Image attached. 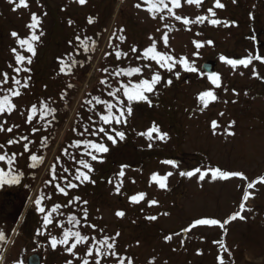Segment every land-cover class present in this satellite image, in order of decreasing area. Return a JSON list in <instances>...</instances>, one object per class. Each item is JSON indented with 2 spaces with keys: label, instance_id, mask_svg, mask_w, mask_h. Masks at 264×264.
<instances>
[{
  "label": "rangeland",
  "instance_id": "374dc122",
  "mask_svg": "<svg viewBox=\"0 0 264 264\" xmlns=\"http://www.w3.org/2000/svg\"><path fill=\"white\" fill-rule=\"evenodd\" d=\"M48 1L52 9L56 6L62 8L60 18L66 20V24L59 27L57 23L56 28L49 24L48 21L56 14L52 13V17L48 14L45 18L35 0H28L29 8L21 7L18 11L12 10L13 5L8 0H0V73L8 72L10 77L16 75L9 68V64L17 66L11 51L13 48L23 55H31L16 46V38L11 33L17 32L26 38L29 35L26 25L32 13L42 17L40 30L44 33L35 44L36 54L32 57V63L26 65L31 71L20 73L17 77L22 82L27 81L29 87L21 89L22 94L14 101L16 110L11 115L5 113L0 116V120L6 119L8 122L5 127L13 124L20 126L12 133L0 132V143L10 138L19 140L22 135L29 139L0 149V153H20L23 151L22 145L27 143L33 154L37 141L50 132H41L35 126V121L26 123L27 116L31 115V106L37 105V99L56 97L63 86L62 89L80 87L76 89L70 112L67 109V117L60 118L57 142L47 156V162L32 168L29 167L31 162L28 153L17 156L13 168L23 173L18 187L23 195L11 197L8 193L4 194L11 189V184L0 186V230L6 234V240L0 241V257H3L0 264H28V258L33 254L40 256L41 264H66L68 260H73V264H82L86 249L94 241L90 240L89 245H78L76 252L81 259L72 257L63 246L53 249L50 241L53 236H62L63 230L56 221L65 227H72L61 217L68 212H76L80 218L85 209L88 218L87 221H81L82 234L95 236L97 240L105 236L114 237L116 251L131 259L133 264H150L152 261L154 264H220V257H223L224 264H264V185L246 188L248 182L264 176V79L252 74L254 66L264 77V63L254 61L248 68H233L220 59L221 56L242 59L254 52L264 54V45L259 47L257 43L264 42V0H220L225 7L214 9L215 17L207 12L215 0H204L199 7L185 4L176 10L178 15L190 19L204 15L209 17L203 23L187 26L169 16L166 10L153 19L146 10L148 5L139 9L135 7L141 0H94L90 5L81 7L77 0ZM67 4L70 5L65 9ZM161 15L165 19L161 20ZM213 18L226 23L212 25L210 20ZM69 21L78 24L73 26ZM165 24L171 27L165 28ZM81 32L86 35L96 33L100 44L91 67L81 71V83L80 78L72 83L71 76L65 73V77L64 71H57L56 65H67L63 58L65 54H68V58L73 57L75 53H70L71 49L77 46L72 43ZM164 32L169 34L167 49L161 41ZM120 36L126 39L121 41L118 39ZM50 37L54 40L49 43ZM150 37L157 40L159 51L172 52L177 58L188 57L198 71L188 72L178 65L174 70L180 73L177 78L174 73L160 69L155 61L136 59L151 45ZM193 41H201L204 46L197 49ZM207 41L213 43L208 44ZM132 47L137 48L138 52H131ZM116 51L127 52L128 55L117 59ZM197 51L199 56L194 55ZM207 61L217 63L215 73L221 74L220 87L212 85L202 72V64ZM149 63L153 69L160 71L164 81L172 79L173 83L166 85L161 82L153 93H146L152 102L151 106L144 101L133 102L127 124L113 125L125 132V139H117L115 144L110 141L108 156H101L99 161L92 164L94 171L90 175L95 183L84 182L72 188L73 204L62 208V215L53 213V223L45 225V214L36 210L34 202L41 195L50 196L51 199L43 201L42 206L46 210L59 203L58 195L52 194L46 183L52 178L49 173L54 156L59 153L58 149L66 136H73L69 130L77 111L80 109L84 121L83 130L91 122L97 121V127L102 126L97 113H102L104 106L90 105L86 101L98 94L104 100L115 102L107 95L110 90L108 85L115 89L119 86L118 81L127 83L131 79L135 82L150 78L152 72L144 70L142 76L131 78L116 77L113 73L120 68L143 67ZM102 80H106L107 84H102ZM205 90L213 91L218 97L206 109L198 100V94ZM88 93L91 95L85 100ZM212 121L218 122L215 132L211 127ZM153 123L162 132L168 133L167 140L150 141L140 135L150 129ZM34 127L40 131L33 134ZM150 143L152 147L149 148ZM165 160H174L178 166L162 163ZM122 165L129 167L124 168L125 176L120 178L117 173L121 171ZM0 167L7 170L6 165L0 164ZM59 168L56 167L57 174L63 177ZM195 168L242 172L248 180L239 177L212 179L209 173L201 181L198 179L199 173L191 178L180 175L182 171ZM168 172L173 175L168 177L164 189L151 180L154 173L164 176ZM61 179H57L60 184ZM118 183L121 184L119 194L115 189ZM246 191L251 192L252 196L245 204L246 210L241 213L244 219L231 220L224 227L202 225L185 231L197 219L214 218L223 222L232 214L240 212ZM141 192L147 194L146 198L139 203H132L130 197ZM75 197L80 200H74ZM151 200L158 203L149 206ZM83 201L88 203L85 205ZM118 211H123L125 215L118 217ZM149 216H156L157 219L150 220L147 218ZM85 224H94L97 230L93 231ZM101 229L103 232L99 231ZM116 233H119L118 237ZM167 236L172 239L166 240ZM102 264H117V261L109 256Z\"/></svg>",
  "mask_w": 264,
  "mask_h": 264
},
{
  "label": "snow or ice",
  "instance_id": "6c2138e0",
  "mask_svg": "<svg viewBox=\"0 0 264 264\" xmlns=\"http://www.w3.org/2000/svg\"><path fill=\"white\" fill-rule=\"evenodd\" d=\"M77 2L80 5H84L87 3V0H77ZM204 0H141L140 3H137L135 5L136 8H142L143 5H148L146 10L150 13L151 17L153 19L157 18V15L159 13L167 11L168 15L174 18L176 21L181 22L183 25L187 26L189 24H195V23H203L205 20H208L209 17L207 15L204 16H197L195 19H190L187 16L178 15L176 10L181 9L185 4L186 5H196L200 6L202 5ZM235 2V0H234ZM8 3L13 5V11H18L21 7L28 9L29 8V2L28 0H8ZM171 5V6H169ZM225 5L220 2V0H215L213 7H210L207 9V12L211 15V17L216 16V12L214 9L219 8L223 9ZM43 15H47V13H44ZM161 20L165 19L163 15L159 17ZM92 20L89 18V23H91ZM71 24L72 22L69 21ZM210 23L212 25H219L222 22L219 19H211ZM42 24V17L38 16L36 13H32L30 16V22L26 25V27L29 29V35L26 38H21L20 34L17 32H12L11 35L16 38L20 48L25 49L27 53H30L31 55L26 56L21 54L16 48H13L11 51L14 54V61L15 65L9 64V68H12L13 73L16 75L9 76L8 72H2L0 73V93H3L0 95V116H4L5 113L8 115H11L13 111L16 110V105L13 103V98L18 97L22 94L21 89H27L29 87V84L27 81L22 82L21 79L17 78L20 73H28L31 71L30 68H28L26 65H30L32 63V57L35 56L36 50H35V44L40 40V37L44 35L43 31L40 30V25ZM165 28H170L171 25L165 24ZM177 30V29H173ZM190 30V29H189ZM39 31V34L37 32ZM123 31V30H121ZM159 31V29H157ZM197 35H200V33H197ZM77 40L80 39L79 36L76 37ZM119 40L124 41L126 38L123 36L118 37ZM152 40V43L149 47H147L141 54L137 55L136 59L138 60H151L155 61L156 64L159 66L160 69H165L169 73H174V75L179 78L180 73L175 72L174 70L177 68L178 65L182 66L185 71L188 72H197V68L194 66V62H191L190 59L186 56H182L177 58L174 53L169 51H159L158 50V42L155 38L150 37ZM254 39V38H253ZM161 41L163 44V47L167 49L169 47V34L167 32H164ZM195 47L197 49H200L204 46V43L201 41H193ZM208 44H212V41H207ZM82 44H84V51H88L87 47V41H82ZM131 52L137 53L138 49L135 47L131 48ZM107 55H111V53H108ZM127 52L122 51H116L115 56L117 59H120L122 56L127 57ZM195 56H199V51L194 53ZM220 59L230 65L233 68H236L237 66H243L244 68H248L250 65H253L254 61L264 63V54H261V52H254L249 53L242 59H233V58H227L225 56H221ZM75 63V61H73ZM67 67V65H65ZM65 68H61V71H64ZM144 70H150L152 72L150 78H143L138 79L137 81H133L131 79L128 80L127 83H124L122 81H118L119 86L115 89L111 88V85H108L109 91L107 95L109 97H112L115 102H111L109 100H102L100 97H93V99L96 101L97 104L104 106V111L102 113H97L99 116V120L103 122V125L109 126H99L96 127L93 130H90L88 127H84L83 132L80 133L81 136H83L85 133H87L89 136H97L100 137L101 135L106 138L108 141H111L113 144L117 143V139L124 140L125 139V132L117 130L116 127L113 125H121V124H127V118L131 116L132 114V104L133 102H140L144 101L147 102L150 106L152 104L151 100L149 99V96L146 95V93H153L156 89V86L160 84L161 82H164L166 85H171L173 83L172 79H167L164 81V77L161 75L160 71L153 69L152 64H145L143 67H128V68H120L118 71L114 72L113 75L116 77L119 76H127L129 78L133 76H142ZM105 71H107L105 69ZM243 73H241L242 75ZM252 74L256 76L257 78L264 79L257 70L256 67L253 66L252 68ZM30 79V77H28ZM208 79L211 81V84L220 87L221 86V74L219 73H210L208 74ZM102 84H107L106 80L101 81ZM14 85L9 86L5 88V85ZM71 87V85H69ZM218 99V97L215 95V93L211 90H205L198 94V100L203 105V108H207L209 106L210 102H214ZM88 104H92V100L87 101ZM115 110V111H114ZM40 116L41 118H45L48 115H54L56 112L55 108L50 107L47 103H43L42 107L40 108ZM31 115H28L26 118V123L32 124L33 117L38 112L37 105H32L30 108ZM220 115H223L221 113ZM91 120V117L89 118ZM7 120H0V132H7L12 133L14 129H18L20 126L13 124L9 127H5L7 124ZM234 123V122H233ZM211 127L213 131L218 127L217 121H212ZM40 131L39 128L34 127L32 129L33 134ZM153 133H156V136H153ZM234 134V133H229ZM140 135L145 136L148 140L153 139H159L161 141L168 139V133L162 132L160 128L153 123L152 127L148 129L146 132L140 133ZM29 139L28 136L22 135L19 140H16L14 138L8 139L5 143H0V149L10 148L13 144H19L21 141H27ZM46 137L44 138L46 142ZM33 143H35L33 141ZM83 144L88 151H86V155L90 157L91 161H97L100 159L98 154L107 153L109 151V148L106 144L102 142H96L93 140H86V141H77L76 147H80V145ZM23 151L20 153L12 152L9 154L7 151H4L3 153H0V164L6 165L7 170H5L4 167H0V186H3L4 184H17L20 182L21 177L23 176V173L20 172L18 169H14L13 165L17 162V156H23L25 153L29 154V160L30 164L29 167L35 168L37 164H42L44 161L43 156H37L35 154H31V149L27 143H24L23 145ZM148 147H152V144L150 143ZM65 153H67V149L64 150ZM59 159V158H58ZM73 160H75V157H72ZM80 167L76 168L75 173H70L68 168H64V173H69L71 175V180L77 181L79 183H72L68 176H63L62 179L64 181V187H61L60 184H55L56 189L59 193L64 194L65 196L68 195L69 189L76 188L79 186V184H82L84 182H92L95 183L94 180L91 179V173L94 171V168L92 164L85 159H80L76 161ZM162 163L172 165L173 167H177V162L174 160H165L162 161ZM129 167L128 165H122L121 171L117 173L118 177L123 178L125 176L124 168ZM199 173L198 179L203 181L206 176L211 173V178L216 179L217 177L227 179L229 177H239L242 180L247 181L248 177L244 175L242 172H227L222 171L220 168H208V169H201V168H195L192 171H182L180 172L181 176H187L191 178L193 175ZM173 175L172 172H168L164 176H160L158 173H154L151 177V180L156 182L158 186L161 189L166 188V181L169 176ZM51 179L47 181L48 184H52L54 180H57L61 177L58 176L56 172L55 165H53L51 169ZM111 182V181H109ZM135 182L134 180L132 181ZM264 185V176L258 177L254 181H250L246 184L247 189H254L256 185ZM121 184L118 183L115 186L117 194L120 193ZM147 194L144 192L138 193L136 195H132L130 197V201L132 203H139L140 201L144 200L146 198ZM252 196L251 192L246 191L243 194L242 200L243 202L240 204V212H236L232 214L229 219L224 220L221 222L218 219L214 218H200L195 220L191 227L188 229H185V231H190L192 227L196 226H202V225H209V226H215L219 225L220 227H224L225 224L229 223L231 220H235L237 218L244 219L242 216V212L245 209V204L247 200ZM45 199H51L50 196L41 195L38 199L35 200V205L37 206L36 210L40 213H44V224L50 225L53 223V213H56L57 215H62L59 210L62 208L70 207L73 200H69L67 204H55L53 205L49 210H46V208L43 205V201ZM74 200L79 201V197H75ZM87 201H83V204H87ZM158 201L151 200L149 201V206L156 205ZM118 217H123L125 213L123 211H118L116 213ZM167 215V213H165ZM88 214L87 210L85 209L83 211V215L78 218L75 214H71L67 218V223L69 225H72V227H65L63 223H60L59 221H56V224L59 228H61L62 236L60 238H57L56 236H53L50 241V245L53 249H55L57 246H63L66 251L75 259H81V257L76 252V249L78 245L84 244L89 245V241H94L89 247L86 249L85 258L82 259V264H102V261L105 260L106 257H113L117 264H133V261L129 259L126 256H121L116 251V243L114 237L111 236H105L103 239L97 240L95 236H89L82 234L80 227H81V221H87ZM150 220H156V216H149L147 217ZM85 227H90L93 229V231H96V225L94 224H85ZM75 229V230H74ZM100 232H103V230H99ZM119 236V233H116V237ZM166 240H171V236L165 237ZM6 240V234L0 230V241ZM113 241V242H109ZM227 251V249H225ZM88 257H91L92 259H88ZM3 257H0V260H2ZM220 264H224L223 257L219 258ZM66 264H73V260H68ZM150 264H154V261L150 262Z\"/></svg>",
  "mask_w": 264,
  "mask_h": 264
},
{
  "label": "trees",
  "instance_id": "16d2710c",
  "mask_svg": "<svg viewBox=\"0 0 264 264\" xmlns=\"http://www.w3.org/2000/svg\"><path fill=\"white\" fill-rule=\"evenodd\" d=\"M92 1L94 2V0H87V3L84 5H86V6L90 5V3ZM35 3L38 4V7H41V11H43V13H47V15L49 14L50 17H52L53 14H56L58 16V18L56 17V15H55V17L53 16L52 19H50V21H48L49 24H53V26L55 28L57 26V23H58L59 27L62 26V24H66V20L63 21V19L60 18V13H62V8L60 9V7L56 6L55 8L52 9V7L49 6L50 2L48 0H35ZM69 5L70 4H67L64 8L67 9L69 7ZM81 6H83V5H80L79 7H81ZM47 15H44V17L46 18ZM77 21H79V19ZM71 22L72 23L70 25H73V26H77L76 24H78V22H75V21H71ZM80 30H82V29H80ZM96 35H97L96 33L95 34H89V35L82 33L79 36L80 39L79 40L76 39L72 43L73 46H77L76 48L71 49L70 53H75L73 55V57L68 58V57H66L68 54H65V57L63 58L64 64H67V67H65V65H63V64L56 65L57 71H60L62 67L65 68L63 74L64 75H65V73L69 74L71 76L70 78H71L72 83L74 81L76 83V80H78L79 78H80L79 83H81V81H82L81 71H83L85 69L87 70L88 68L91 67V62H93V58L95 57V55L98 51V48H99V44H100L99 37H96ZM21 38H24V37H21ZM53 40H54L53 37H50L49 43L52 42ZM82 41H87L88 51H84V44H82ZM16 46L20 48L17 40H16ZM65 58H67V60ZM73 61H75V63H73ZM79 68H80V70H79ZM68 69H69V72L67 71ZM109 71H110V69L107 70V72H109ZM65 77H66V75H65ZM11 86H13V85H11ZM4 87L7 88L8 86H4ZM62 88H64V86ZM62 88H60L56 97H47L45 99H40V100L37 99L38 112L33 117V121H35V126H38L41 129V132H50V134L48 136H46V138H47L46 142L44 140L45 137L40 138L39 141H37L38 145L33 149L34 152L32 151L33 154H35L37 156H43L44 157L43 163L37 164L36 167H38L39 165L45 164V161L47 162V158H48L47 156L52 151V148L55 146V143L57 142L56 136H58L57 135L58 130L61 128L59 125L60 118L63 119V118L67 117V113H68L67 109L69 108V112H70L72 103L76 97V91L78 89H80V87L77 88L76 86H73L72 89H70L68 87H66V89H62ZM71 92H72V95H70ZM2 94L3 93H0V95H2ZM90 95L91 94L88 93V95L85 96V100H87L90 97ZM19 97L20 96L13 98V103ZM95 97H99L98 94H96ZM92 98H93V95L90 97V100H92ZM101 99L104 100L103 98H101ZM43 103H47L50 107L55 108L56 109L55 114L54 115H48L42 119L40 116L39 110L42 107ZM86 103H87V101H86ZM92 104L96 105L97 103L94 100V102L92 101ZM92 104H90V105H92ZM102 106L103 105H99V107H102ZM83 123H84V121L81 117V113H80V109H79L77 111V115L75 116L73 124L69 130V133H73V136L71 138L66 136V139L64 140L63 145L58 149L59 153L56 156H54L53 165H55V168L60 167L59 169H60V171H62L61 175L62 174H63V176L67 175L69 180L72 183H76V181L71 180V175H69V173L63 172L64 168H68L70 173H72V172H75L76 168L80 167V165L76 162L80 159L88 160L91 164H94L97 161H99V160L91 161L90 157L85 154L86 151H88V149H86L83 144H81L80 147L75 146L77 141L93 140L96 142H102V143L106 144L107 147L109 145L108 143L110 142L106 138H104L102 135L100 137H97V136H89L87 133H85L83 136H81L80 133L83 132V128H82ZM101 125L105 126V127H109V126L103 125V122ZM118 126H120V125H118ZM85 127H88L90 130H93L97 127V121L91 122L90 124H88ZM65 149H67V153H65V151H64ZM98 155H99V157L108 156L107 153L98 154ZM72 157H75L76 159L73 160ZM56 172H57V170H56ZM49 174H51V172ZM56 182L58 184H60L58 182V180H54L51 185L46 183V186L50 192L52 191V194L55 193L56 195H58L59 203H57V204H63V202L68 203V201L70 199L73 200V197L71 195V189L67 190L68 195L65 196L64 194L59 193L58 190L56 189V187L54 185V183L57 184ZM63 183H64V181H63V179H61V184H60L61 187H64ZM18 187H19V183L11 184V186H10L11 189H8L6 191V193H4V194L8 193L7 195H10L11 197H17L20 195L22 196L23 195L22 190L18 189ZM10 190H13V191H10ZM59 211H61V209ZM32 214H33V212H32ZM71 214H75L79 218L78 213H76V212L69 213L68 212V214L67 215L64 214L63 217H61V219L66 223L68 216ZM34 216H36V215H34Z\"/></svg>",
  "mask_w": 264,
  "mask_h": 264
},
{
  "label": "water",
  "instance_id": "95a60500",
  "mask_svg": "<svg viewBox=\"0 0 264 264\" xmlns=\"http://www.w3.org/2000/svg\"><path fill=\"white\" fill-rule=\"evenodd\" d=\"M215 67H216V63L209 61L202 66V70L208 75L214 72ZM28 264H41L40 256L36 254L29 256Z\"/></svg>",
  "mask_w": 264,
  "mask_h": 264
},
{
  "label": "flooded vegetation",
  "instance_id": "af4514ba",
  "mask_svg": "<svg viewBox=\"0 0 264 264\" xmlns=\"http://www.w3.org/2000/svg\"><path fill=\"white\" fill-rule=\"evenodd\" d=\"M262 45H264V42H262Z\"/></svg>",
  "mask_w": 264,
  "mask_h": 264
}]
</instances>
